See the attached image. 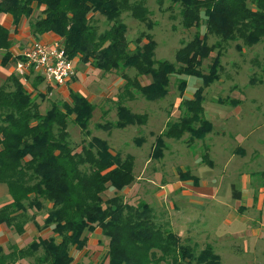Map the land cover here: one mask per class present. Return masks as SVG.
I'll use <instances>...</instances> for the list:
<instances>
[{
  "label": "trees",
  "instance_id": "trees-1",
  "mask_svg": "<svg viewBox=\"0 0 264 264\" xmlns=\"http://www.w3.org/2000/svg\"><path fill=\"white\" fill-rule=\"evenodd\" d=\"M141 1L0 0V14H9L15 27L21 17L28 18L34 8L42 7L41 15L29 22L32 35L51 32L59 37L67 58L117 74L122 81L115 99L113 126L117 128L145 123L146 115L132 112L125 100L138 94L156 101L167 93L171 76L179 93L186 76L200 77L202 85L181 99L177 119L166 122L155 137L150 157L158 160L165 147L163 137L177 140L187 135V141L202 140L211 131L203 116L202 91L217 79L220 43H257L264 36V0H169L179 8L182 27L195 29L175 50L174 62L153 58L155 43L148 33L142 34L145 42L137 36L129 48L120 15L129 11L150 27ZM95 15L106 21L98 34L92 24ZM207 34L219 40L207 44ZM9 45L8 32L0 25L2 66L11 59ZM204 59H208L205 72ZM128 68H133L132 75ZM140 76L147 81L140 82ZM95 108L85 96L69 90L67 101H49L40 112L31 91L14 74L0 85V184L10 197L0 206V224L19 235L30 222L37 230L50 232L22 247L10 245L7 251L0 247V264H23L28 256L33 261L26 264H70L71 251L85 249L95 229L105 238L106 264H219L210 245L199 247L181 238L171 230L166 215H155L144 201H126L122 192L134 180L132 155L111 150L107 141L96 136L81 139L78 150L70 145L68 125L74 124L87 136ZM201 158L210 165L207 152ZM232 193L238 197V192ZM39 211H44L40 224L35 221Z\"/></svg>",
  "mask_w": 264,
  "mask_h": 264
},
{
  "label": "rangeland",
  "instance_id": "rangeland-1",
  "mask_svg": "<svg viewBox=\"0 0 264 264\" xmlns=\"http://www.w3.org/2000/svg\"><path fill=\"white\" fill-rule=\"evenodd\" d=\"M141 4L148 11L147 20L150 27L132 18L129 11L125 10L120 15V20L127 28L129 48H133L132 40L137 36H141V42H145L142 34L148 33L155 43L153 58L174 62L175 50L191 38L195 29L182 27L179 8L169 0H142ZM37 16H29L28 23ZM92 24L97 34L106 27V21L99 15L93 17ZM199 29L202 34L203 25ZM206 36L207 44L219 40L214 34ZM220 45L217 79L203 87L202 91L203 116L211 124V131L206 133L202 140L187 141V135L177 140L163 137L165 147L161 157L158 160L150 157L155 137L163 130L166 122L177 119L181 99L191 96L194 90L202 85L200 77L186 76L183 91L179 93L175 79L171 76L167 93L156 101H147L138 94L130 100H125L124 104L132 112L146 115L145 123L117 128L113 126L116 119V91L119 89L116 85L119 80L117 74H100V70L81 62L77 64L76 77L82 87L94 97L92 98L96 108L87 126L88 135L83 136L74 124H69L68 140L70 145L78 150L81 139L87 141L91 136H96L107 141L111 150L132 155L134 180L125 188L129 191L122 193L126 201L131 203L138 200L146 202L157 216H167V209L160 207L156 201L158 198L154 186L160 183L159 180L167 182L177 178L179 174L207 180L208 185L215 190L216 196L212 202L217 205L207 220L214 230V236L211 237L212 233H208L207 240L212 241V249L220 257L219 264H264V36L253 45H244L238 40L221 42ZM213 54L214 52H211V56ZM207 63L208 59L202 61L201 68L204 72ZM126 72L132 75L134 70L128 68ZM145 81L147 77L140 76V82ZM109 86L111 89L108 92ZM51 95L53 99L54 90H51ZM32 96L35 97L40 112L52 101L44 95L42 99L38 94ZM57 102L61 103L59 100ZM204 152H207L210 165L202 161L201 155ZM150 180L155 183L151 185ZM233 190L234 193L238 192L237 198L240 197V191L244 192L246 197L240 201L235 200ZM1 194H8L4 184H0V197L3 196ZM260 196H263V200L257 203ZM7 199L9 202L7 197L0 203ZM169 199L170 196L165 198V201ZM199 201H202V205L194 207L206 216L207 211H210V203L203 198H199ZM215 201L229 206L235 205L236 202L244 203L245 213L248 217L255 218L256 224L253 227H258L261 237H252L250 233L245 232L252 222L236 225L232 223L229 231L231 234L238 231V235H229L222 222L223 218L229 215L226 213L227 209ZM43 213L44 211L36 213V223H41ZM27 226L29 235L31 225ZM34 228V237L37 232L42 237L50 235L48 229L39 231L35 226ZM98 236V233L91 232L88 235L90 242L85 249L72 250L73 260L70 264H102L104 243L101 239H96ZM32 239L34 238L30 240ZM244 242L247 244L245 252L232 251V244L242 248ZM7 249L8 247L4 248V251ZM39 252L40 249L35 255ZM32 261L33 257L28 256L22 263Z\"/></svg>",
  "mask_w": 264,
  "mask_h": 264
},
{
  "label": "crops",
  "instance_id": "crops-1",
  "mask_svg": "<svg viewBox=\"0 0 264 264\" xmlns=\"http://www.w3.org/2000/svg\"><path fill=\"white\" fill-rule=\"evenodd\" d=\"M41 9L42 7L34 8L31 15L35 14L38 15L37 17H39L41 15ZM28 18L21 17L18 20L17 25L14 27L12 24V18L9 14H4V13L0 14V25L4 27L8 32V40L10 41V45L7 51L9 52L11 58L7 61V64L5 66H2L0 64V85L3 83V81L6 78L14 74L13 72L14 59L16 58V56L18 57V59L21 58L20 54L22 50L26 48V46H28L33 40H37L45 44L60 42L59 37L51 32L41 33L36 36L32 35L30 33V29L28 25L29 24ZM1 52L2 51L0 50V58H1ZM73 60H74L73 62L74 75L70 78V80L66 81L64 84L56 85L54 87L48 86V89H46V85L41 80V78L32 75L28 78V82L25 88L28 91H31L32 95L42 94L45 96V98H48L49 100H55V101L59 100L61 102L67 101L68 91L73 90L85 96L90 102L95 104L93 99L94 97L92 96V94L86 88L82 87V85L79 83V80L76 77L77 64L80 62L76 58H74ZM100 74H102V72H100ZM121 83L122 81L119 79L116 84L117 87L120 86ZM110 89L111 87L109 86L107 89L108 92L110 91ZM51 90H54L55 93V97H53V99L51 95ZM192 173L194 175V171H192ZM185 177H190V178H185ZM159 181L160 183L154 186L156 189L155 193L158 198L156 199V201L158 202L160 207H164V209L165 208L167 209V220L171 230L177 233L181 238H185V237L189 238L193 243L197 244L200 247H202L205 244H208L211 246V248H213L212 241L207 240L208 233L209 234L212 233L211 237L214 236V230L209 226L210 224L207 223V220L210 219L211 212H214V209H216L215 207L217 206L212 202L214 200V197L216 196L215 190L212 188V186L208 185L207 180L205 179L200 180L198 177L191 175L190 176L183 175L182 177H180L179 174L178 177L173 180H169L167 182H165L164 180L162 181L159 180ZM149 183L153 185L155 182L150 180ZM127 191H129V189L123 190L124 193H127ZM6 195L7 196L3 195L2 197H0V201H4L5 198L9 197L8 194ZM169 196L171 197V199H169V201L167 200L166 202L165 198ZM245 197L246 194L240 191V197L236 198L235 200L240 201V199H243ZM199 198L207 199L208 203H210L209 205L210 211L209 212L207 211L206 216H204L201 211H199L196 207H194V206L202 205V201H199ZM262 198L263 196H260L258 200L255 201L257 203H261L262 202L261 200H263ZM9 201H10V197H9ZM6 202H8V199L0 204L3 205ZM215 203H220L222 206H224L227 209L226 213H228L229 215L228 217L223 218L222 222L224 226H226L227 228L226 231L229 233V235H234V236L238 235V231H236L233 234H231L232 232L229 231L232 223L236 225L237 223L245 224L246 222H252L251 225H249L250 226L249 229L245 230V232L250 233L252 237H257V238L261 237V232L258 230V227L257 228L253 227L256 224L255 218L253 217L250 218L247 216V213H245L246 205H244V203L236 202L235 205H230V206L226 205L225 203L223 204L220 201H215ZM241 206H243V208H240ZM27 225L29 226L31 225L30 226L31 234L29 235H28ZM33 225L34 224L31 222L30 224H26L24 227L25 228L24 233L16 236L13 230L7 228L4 224H0V247H2L3 249L9 247L10 245H16L18 247H22L27 243H29V241H31L30 240L31 238H36L37 236H40L39 233L37 232L36 237H34L33 231L35 230V228ZM93 233H98L99 236L96 239L99 240L103 239L99 229H95ZM194 237H196V239ZM211 239L216 241L215 238H211ZM89 242L90 239L88 237L87 245L89 244ZM231 247L233 252L236 253L240 251L245 252L247 248V244L244 242L243 247L241 246L242 248H239L238 245L234 246V244H232ZM219 262H220V257H219ZM102 264H106V259H104Z\"/></svg>",
  "mask_w": 264,
  "mask_h": 264
},
{
  "label": "built area",
  "instance_id": "built-area-1",
  "mask_svg": "<svg viewBox=\"0 0 264 264\" xmlns=\"http://www.w3.org/2000/svg\"><path fill=\"white\" fill-rule=\"evenodd\" d=\"M20 57L13 62V72L24 86L32 75L49 87L64 84L74 75V60L66 57L60 42L45 44L33 40Z\"/></svg>",
  "mask_w": 264,
  "mask_h": 264
}]
</instances>
